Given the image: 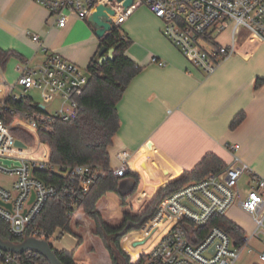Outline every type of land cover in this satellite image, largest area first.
<instances>
[{
  "label": "crops",
  "instance_id": "1",
  "mask_svg": "<svg viewBox=\"0 0 264 264\" xmlns=\"http://www.w3.org/2000/svg\"><path fill=\"white\" fill-rule=\"evenodd\" d=\"M87 18L70 15L66 24L59 27L36 1L0 0V49L18 54L1 68L4 83L0 81V109L8 97L20 96L14 91L16 87L21 89L16 81L25 63L35 67L57 53L87 74L100 44ZM120 29L131 40L126 54L141 70L117 103L120 127L108 148L110 169L120 166L117 155L121 151L130 155L126 162L128 173L120 179L117 192L106 193L96 204L104 221L118 226L123 213L144 211L161 188L192 170L208 153L215 154L226 166L232 159L231 144H239V157L253 174L264 178V42L241 30L235 37L236 53L224 59L213 74L206 75L163 35L161 20L146 5H135ZM34 34L39 35L41 44L32 40ZM230 43L231 30L226 29L216 35L214 43L204 45L211 48ZM152 58L165 65L158 66ZM240 113L244 114L242 122L230 128ZM21 119L14 117L12 122ZM26 128L16 129L32 142L14 134L12 128L16 140L25 144L15 146L25 152L40 150L46 156V145L50 159L48 144L40 140L39 133L37 136ZM38 140L45 145L37 148ZM133 174L137 176L136 188L123 202L122 197L135 186ZM250 183L251 175L244 173L238 187L245 193ZM228 210L234 217L224 216L243 229L244 238L250 236L255 229L251 217L236 206ZM152 219L121 241L129 259L131 253L125 249V239L141 231ZM70 227L72 232L62 233L58 228L48 239H41H52L50 244L55 251L73 253L76 264H112L103 241L94 233L93 220L82 210L73 216ZM135 242L134 239L133 248L141 244Z\"/></svg>",
  "mask_w": 264,
  "mask_h": 264
},
{
  "label": "built area",
  "instance_id": "2",
  "mask_svg": "<svg viewBox=\"0 0 264 264\" xmlns=\"http://www.w3.org/2000/svg\"><path fill=\"white\" fill-rule=\"evenodd\" d=\"M33 1L46 8L59 27L66 24L70 15L86 19L100 4L114 10L115 14L110 16L112 23L120 26L135 5L144 4L161 20L163 35L191 65L206 75L213 74L224 59L236 53L235 37L241 30L264 42V0H133V5L125 10L121 2L115 0ZM226 29L231 30L230 44H215L206 48L205 43H214L216 35ZM32 40L41 44L37 34L32 36ZM152 62L158 66L165 65V62L156 58H152ZM0 81L4 83L1 67ZM87 82L88 77L83 69L57 53L51 54L38 66L28 67L25 63L20 69L16 84L23 93L29 89L39 90L43 100H59L60 106L52 114L26 113L23 119L9 125L0 116V157L20 161L19 165L0 162V172L13 177L10 189L0 185V219L7 223L12 236L22 239L28 237L27 226L48 198L59 193L74 197L78 192L86 191L98 175L104 174L102 168L91 165L54 166V171H62L70 176L71 185L60 191L46 185L34 176L33 171L48 166L47 146L38 140L37 148L45 145L46 156L28 155L24 149L15 146L16 137L11 131L12 128L25 126L38 136L40 129L50 131L56 119L69 120L75 117L79 109L77 99ZM19 97L12 96L13 99ZM229 149L232 159L222 170L191 182L162 200L153 215V219L159 218L160 221L144 240V243H152L151 246L141 251L136 258L131 256L129 264L235 263L251 236L264 227V178L253 174L251 167L239 157V144H231ZM129 155L127 151L117 155L121 164L112 170L116 177H124L128 173L126 162ZM244 173L251 175V183L245 193L238 187V181ZM232 206L247 213L255 224L254 231L243 239L241 246H234L231 237L219 227H212L200 237V227L214 214L224 215ZM29 236L46 238L45 235L37 237L36 232ZM24 253L28 256L37 254L31 251L16 254L0 249V263L23 264ZM260 260L264 263V252Z\"/></svg>",
  "mask_w": 264,
  "mask_h": 264
},
{
  "label": "trees",
  "instance_id": "3",
  "mask_svg": "<svg viewBox=\"0 0 264 264\" xmlns=\"http://www.w3.org/2000/svg\"><path fill=\"white\" fill-rule=\"evenodd\" d=\"M130 44L131 40L122 35L120 26H113L107 35L100 39L99 44V47L115 48L113 59L105 60L101 64L94 63L93 59L90 61L87 67L88 82L77 99L79 109L75 117L69 120L56 119L50 131L39 130L40 140L47 143L50 148V159L46 168L34 169L33 174L37 179L60 191L63 188H69L71 178L62 171H54L52 168L54 166L63 168L75 165H91L94 168H102L104 174L98 175L86 191H80L74 197L59 193V195L48 198L41 211L26 229L27 236L36 232L37 237L45 235L47 239L58 228L61 229L62 233L72 232L70 227L72 214L82 210L93 220L95 224L94 233L103 241L112 264H119L121 259H123L124 264H129L130 259L122 250L121 241L127 234L140 229L152 218L165 197L187 184L202 180L225 167V163L215 154L208 153L192 170L185 171L181 177L161 188L144 211L123 213L122 222L118 226H111L104 221L96 209V204L106 193L117 192L122 178L116 177L110 169L108 154L112 138L120 127L117 103L131 80L141 70V67L126 54ZM13 56H18V54L11 50L0 49V67L3 68L8 59ZM258 85L259 82H256V87ZM32 112L47 113L46 110L39 108V103H36L31 97L22 95L16 99L8 97L0 109V116L3 122L9 125L14 117H24L26 113ZM243 118L244 114H238L232 120L230 128L238 126ZM13 132L24 137L28 142H32V139L26 137L24 132L18 129H14ZM39 151L35 152L31 149L26 153L31 156L45 157ZM133 177L135 186L128 195L122 197L123 202L136 188L137 176L133 174ZM212 227H219L224 230L231 237L234 246L239 247L243 244L245 236L243 229L226 216L214 214L199 228L200 237ZM139 232L125 239L126 250L128 241ZM0 237L13 242L22 240V237L12 236L8 232L7 223L1 219ZM55 253L62 264H76L73 253L66 251H55ZM130 255L132 256V254ZM22 256L25 258L23 264H49L46 259L38 254L28 256L24 253Z\"/></svg>",
  "mask_w": 264,
  "mask_h": 264
},
{
  "label": "water",
  "instance_id": "4",
  "mask_svg": "<svg viewBox=\"0 0 264 264\" xmlns=\"http://www.w3.org/2000/svg\"><path fill=\"white\" fill-rule=\"evenodd\" d=\"M115 1L121 2V7L124 10L133 5V0ZM114 14L115 12L110 6L100 4L96 7V10L90 13L88 16L87 20L93 27L95 35L98 37V39H103L114 26L110 17ZM114 50L115 48L107 49L105 46H100L93 57L94 63L101 64L105 60L113 59ZM39 108L44 109L45 106L43 104H39ZM15 144L25 147V144L20 140H16ZM0 162L6 165L11 163L14 165L20 164V161L18 160L12 161L11 159L2 157H0ZM6 206L10 207L9 204ZM0 249L5 252H13L16 254L31 251L42 256L49 264H62L56 257L55 250L52 248L50 242L46 239L28 236L19 242H13L11 240H4L0 237ZM121 264H124V262L121 261Z\"/></svg>",
  "mask_w": 264,
  "mask_h": 264
},
{
  "label": "rangeland",
  "instance_id": "5",
  "mask_svg": "<svg viewBox=\"0 0 264 264\" xmlns=\"http://www.w3.org/2000/svg\"><path fill=\"white\" fill-rule=\"evenodd\" d=\"M14 92L18 95L23 94V90L20 89L19 87H16ZM24 95H28L36 103L46 105L47 111L51 114L55 111V109H57L60 106L59 100H55L52 102H46L45 100H43L41 98L39 90H36V89H29L28 92H25ZM12 180H13V177L8 176V175L0 172V185L1 186L5 187L7 189H10ZM225 215H227L229 217H234V215L229 210H227L225 212ZM158 221H160V219L155 218L151 222L147 223L143 227V229L128 242L127 249L132 254V256L137 257V255L141 251H145L151 246L152 243H144V240H145V237L147 236V233H150L152 231V229H154V227L156 226V223ZM252 223L254 224L253 221H252ZM254 227H255V224H254ZM134 239L137 241V242H135V244L141 243V245L133 248L132 242H134ZM51 241H52V239H50V242ZM263 250H264V227H261L255 235L251 236L248 244L243 248L239 258L235 261L234 264L262 263L260 258H259V254ZM125 254L127 255V253H125ZM121 261H123V259H121L119 261V264H121Z\"/></svg>",
  "mask_w": 264,
  "mask_h": 264
}]
</instances>
